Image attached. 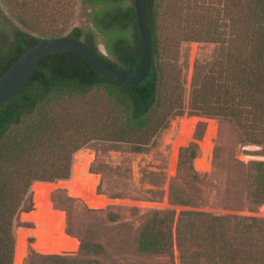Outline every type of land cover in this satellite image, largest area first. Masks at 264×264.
<instances>
[{
  "label": "trees",
  "instance_id": "16d2710c",
  "mask_svg": "<svg viewBox=\"0 0 264 264\" xmlns=\"http://www.w3.org/2000/svg\"><path fill=\"white\" fill-rule=\"evenodd\" d=\"M250 2L245 18L239 16V9L234 6L210 5V24L199 27L189 24L175 45L178 52L184 41L217 44L209 62L196 64L189 114L234 122L245 142L264 147V0ZM81 4L92 8L89 19L92 26H76L67 35L86 42L112 67L138 70L142 42L135 0H81ZM146 4L153 65L142 83L132 86L109 79L82 55L59 52L44 56L24 89L0 104V264H14L16 218L20 212L33 209V183L69 179L73 154L88 144L86 140L70 149L72 142L59 141L61 130L55 105L101 90L112 104V130L116 138L134 143L138 151L144 144L138 137L160 121L166 107H171V117L185 113L182 83L172 90L168 85L166 53L169 48L163 37L162 0H146ZM2 17L0 9V78L23 54L45 39L16 30L13 38L7 40ZM99 34L104 36L108 55L99 48ZM62 36L65 35L50 38ZM159 127L160 124L156 125L154 132ZM203 134V123H199L195 138L201 140ZM48 145L57 149L52 152L57 157L52 159L51 166H47L48 161L38 163L35 159L37 151ZM181 151L182 157L189 153L191 160L197 156L193 146ZM36 165L43 169H36ZM250 167L253 171L251 194L258 202H264V161H252ZM91 170L97 172L95 163ZM67 199L54 197L57 203H66ZM68 216V230L73 232L70 211ZM188 218L196 223L207 220L210 236L201 237L203 240L190 249L183 245L184 231L178 228L181 264H264V248L254 251L258 257H253L251 252L254 242L264 239V219L184 212L181 224ZM172 219L167 212L154 213L139 234L141 253L167 256L172 252ZM232 221L236 226L234 232L227 229ZM28 238L17 236V246L28 245ZM29 241L32 243L34 239L31 237ZM39 244L41 241L36 238L32 245ZM104 251L101 244L81 239L76 255L39 254L31 249L24 264H102L98 258L86 257L88 253L100 255Z\"/></svg>",
  "mask_w": 264,
  "mask_h": 264
},
{
  "label": "rangeland",
  "instance_id": "374dc122",
  "mask_svg": "<svg viewBox=\"0 0 264 264\" xmlns=\"http://www.w3.org/2000/svg\"><path fill=\"white\" fill-rule=\"evenodd\" d=\"M215 4L234 6L244 18L251 6L250 0H162L163 37L169 48L166 53L168 85L171 90L183 85L186 111L171 117V107H166L160 121L138 137L144 143L141 151L136 150L134 143L116 138L112 130V104L101 90L55 105L61 130L59 141L72 142L71 147L67 145L70 149L86 140L88 144L73 154L69 179L33 183V209L18 214L14 229L15 236L34 239L32 243L28 239L25 260L34 249L32 244L36 238L41 244L46 243L38 246L76 244V250L65 253L72 255L80 251L83 239L104 247L103 254L91 252L86 257L98 258L102 264H181L178 228L184 231L183 245L190 249L203 240L201 237L210 236L207 220L196 223L188 218L181 224L182 213L264 219V202H258L251 194L253 171L250 167L252 161H264V147L245 142L234 122L189 114L196 64L209 62L217 44L184 41L177 52L175 42L189 24L197 27L210 24V5ZM0 9L7 40L13 38L16 30L48 39L67 35L76 26H92L89 20L92 8L82 6L81 0H0ZM98 39L99 48L108 55L104 36L99 34ZM193 117L197 121L191 137L178 147L172 170L174 144L182 136L181 121ZM210 120L217 123L218 131L212 141L210 168L201 171L196 165L203 158L201 143ZM199 123L204 127L201 140L195 138ZM159 124V131L154 132ZM53 145L38 150L36 162L48 161L47 166H51L52 159L57 157L52 154L57 151ZM189 146L197 151L193 160L189 153L181 156L182 148ZM94 163L97 172L91 170ZM35 168L43 169L40 165ZM54 197L70 200L57 203ZM39 207H44V221L23 219L25 213L37 214ZM68 211L72 214L73 232L68 230ZM155 212H167L173 217L174 245L167 256L143 254L138 249L139 234ZM20 228L34 229L35 233L19 235L16 231ZM227 229L234 232L235 222ZM259 240L251 247L253 257H258L254 251L264 248L263 237Z\"/></svg>",
  "mask_w": 264,
  "mask_h": 264
},
{
  "label": "water",
  "instance_id": "95a60500",
  "mask_svg": "<svg viewBox=\"0 0 264 264\" xmlns=\"http://www.w3.org/2000/svg\"><path fill=\"white\" fill-rule=\"evenodd\" d=\"M135 6L142 42V62L138 70L126 71L108 65L86 42L74 36L48 38L30 48L0 78V104L24 89L44 56L59 52L82 55L97 72L109 79L132 86L142 83L152 70L153 42L146 0H135Z\"/></svg>",
  "mask_w": 264,
  "mask_h": 264
},
{
  "label": "bare ground",
  "instance_id": "6f19581e",
  "mask_svg": "<svg viewBox=\"0 0 264 264\" xmlns=\"http://www.w3.org/2000/svg\"><path fill=\"white\" fill-rule=\"evenodd\" d=\"M197 121L196 117L193 118H188V119H183L181 121L182 125V136L181 138L175 142L174 148H173V158H172V170L175 169V162L177 158V152H178V147L182 144H186L191 137L192 130L195 126V123ZM188 128V130H186ZM185 131H187L185 133ZM218 131L217 123L213 120H210V124L207 130L206 138L205 140L201 143L202 146V151H203V158L199 159L197 161V168L201 171L208 170L210 168V163H209V157L212 153L213 149V138L216 136ZM185 133V134H184ZM23 219L25 220H36L39 223L41 221H44V207H39L38 212L35 215H32L30 213H25L23 215ZM17 234L19 235H24V236H33L34 235V229H29V228H20L16 231ZM17 238V236H16ZM29 239V238H28ZM39 245H45V244H39ZM33 248L42 254H65L71 251H74L77 249L76 244H69V245H56V244H51L49 247L45 246H38L34 245ZM28 252V245L26 244H19L18 246L16 245V252H15V261L14 264H24V260L27 256Z\"/></svg>",
  "mask_w": 264,
  "mask_h": 264
},
{
  "label": "flooded vegetation",
  "instance_id": "af4514ba",
  "mask_svg": "<svg viewBox=\"0 0 264 264\" xmlns=\"http://www.w3.org/2000/svg\"><path fill=\"white\" fill-rule=\"evenodd\" d=\"M92 14V13H91ZM91 14H90V17H91Z\"/></svg>",
  "mask_w": 264,
  "mask_h": 264
}]
</instances>
